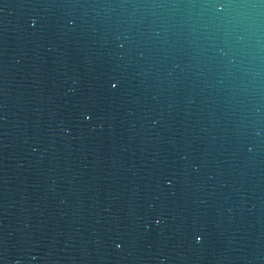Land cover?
<instances>
[{
	"label": "water",
	"instance_id": "95a60500",
	"mask_svg": "<svg viewBox=\"0 0 264 264\" xmlns=\"http://www.w3.org/2000/svg\"><path fill=\"white\" fill-rule=\"evenodd\" d=\"M0 264H264V0H0Z\"/></svg>",
	"mask_w": 264,
	"mask_h": 264
}]
</instances>
